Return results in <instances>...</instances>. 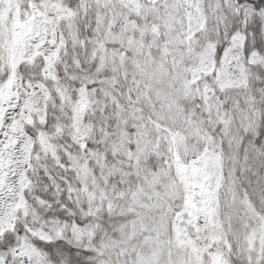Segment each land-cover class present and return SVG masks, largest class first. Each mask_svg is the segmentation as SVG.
I'll return each instance as SVG.
<instances>
[{"label": "snow or ice", "instance_id": "1", "mask_svg": "<svg viewBox=\"0 0 264 264\" xmlns=\"http://www.w3.org/2000/svg\"><path fill=\"white\" fill-rule=\"evenodd\" d=\"M0 264H264V0H0Z\"/></svg>", "mask_w": 264, "mask_h": 264}]
</instances>
